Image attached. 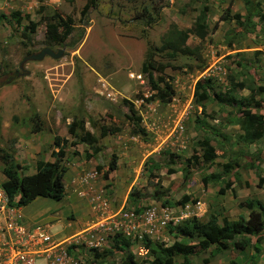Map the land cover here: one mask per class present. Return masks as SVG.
Returning <instances> with one entry per match:
<instances>
[{
	"label": "rangeland",
	"instance_id": "obj_1",
	"mask_svg": "<svg viewBox=\"0 0 264 264\" xmlns=\"http://www.w3.org/2000/svg\"><path fill=\"white\" fill-rule=\"evenodd\" d=\"M253 1L264 11V0ZM83 5V0H0V14L5 16L0 20V150L22 163L21 173L32 174L36 159L52 161L50 152L56 151L61 138L69 139L66 128L73 118L82 119L84 130L95 137L100 126L118 128L98 138L96 153L83 144L66 148L63 197L30 202L21 211L24 223H46L49 234L61 241L103 221L76 195L73 188L81 178L105 201L110 214L123 210L139 216L155 207L159 215L157 208L166 210L171 221L147 238L159 252L174 242H196L168 230L180 216H196L202 222L215 219L219 225L223 217L228 221L246 217L248 210L238 204L250 198L264 201V184L257 187V178L264 177V141L242 143L238 136L243 134L239 127L243 117L234 105L217 103L213 93L228 94L241 107L264 116L263 94L247 104L248 91L230 85L263 86L264 22L252 18L249 25L243 21V0H96V7L82 18ZM53 14L70 19L71 33L61 38L58 29L51 44L45 22ZM232 14L240 19H231ZM200 16L207 30L202 40L192 33ZM172 26L187 32L185 44L198 49L199 59L153 56V61L167 64L159 74L171 77L174 89L170 102L161 104L153 98L141 64L148 47H158ZM42 48L62 50V55L22 63ZM206 79L210 89L202 109L193 101V86ZM128 104L139 118L142 136L130 131ZM31 111L41 124L35 133L31 132L36 121ZM203 142L214 149L212 163L200 158ZM112 157L115 169L110 171ZM227 164L231 168L229 172L228 167L224 169L225 173ZM225 182L231 187L225 188ZM219 188L223 190L220 195ZM131 191L137 194L136 200L127 199ZM183 197L187 202L181 208L176 202ZM261 239L262 244L264 236ZM141 240L129 239L125 253L132 254L136 264H150L152 257L142 249ZM109 241L96 248L97 254L110 252L102 258H94L91 248L83 245L73 256L79 264H120L122 255ZM251 252L246 248L238 253L228 244L224 253L200 251L187 257V264H227L230 260L264 264V256L253 252L250 263ZM172 264H183L181 256L173 255Z\"/></svg>",
	"mask_w": 264,
	"mask_h": 264
},
{
	"label": "trees",
	"instance_id": "obj_2",
	"mask_svg": "<svg viewBox=\"0 0 264 264\" xmlns=\"http://www.w3.org/2000/svg\"><path fill=\"white\" fill-rule=\"evenodd\" d=\"M84 5L80 11L81 17L86 16L88 8H94L96 6V0H83ZM245 7V15L243 21L246 24L252 25V18H256L258 22H264V11L260 9V4L253 0H243ZM228 10H225L227 13ZM13 18H16V14H11ZM5 18L0 14V20ZM203 17L200 16L198 21L194 23L192 33L198 40H202L206 35V25L203 24ZM231 19L239 20L240 16L236 14L231 15ZM18 23V20L16 19ZM84 23V22H83ZM71 21L69 18L62 19L57 14L51 15L47 22H45L46 39L49 43L54 44L52 40L56 38V31L62 30L61 38H66L71 33ZM187 39V32L178 30L172 26L163 36L161 43L158 47H148L144 61L141 64V73L146 77L147 84L153 98L157 99L159 103L166 104L170 102L174 95V89L172 86L171 77L163 74H159L161 69L167 64L161 65L153 61V56L159 54L161 58L167 60H173L177 55L180 56H194L199 59L198 49L196 47L190 48L185 44ZM156 71V72H154ZM154 73L157 75L154 76ZM166 77V79H163ZM230 85L240 90L246 89L249 92L247 104L253 103V99L257 93L264 95V83L262 87H253L251 84L246 85L244 82L233 83ZM209 79L202 82H196L193 89V101L196 105L203 106L201 102L207 98L209 92ZM210 89V88H209ZM215 101L219 104L229 103L237 108L238 114L243 118H240L239 127L243 132L238 138L242 143L253 144L256 141H264V118L259 113L251 112L249 109L243 108L240 102L234 97L225 93H213ZM32 109V108H31ZM127 110L132 117H127L129 120L130 131L134 135H144L143 128L139 125V118L135 115V111L131 104H128ZM31 118H35L34 126L31 128V132H38L40 128V121L36 112L31 111ZM33 120V119H32ZM82 119H72L67 125L66 131L69 135V139L61 138L60 144L56 151L50 152L52 161H36L34 163V172L30 175L21 173L20 165L14 160L12 154L0 150V163L2 164L1 175L3 181L0 183V187L5 193L8 204L14 207H24L29 204L36 197H42L51 201H59L64 195V183L63 176L66 172L64 159L66 157V148L74 147L78 144H83L91 149L93 153L100 150L98 146V138L105 137L108 134H113L118 131L117 127L106 128V126H100L98 128V137L93 136L83 128ZM203 150L200 158L205 163H212L215 154L214 149L207 143L203 142ZM264 147V146H263ZM264 152V148H263ZM86 157H89L85 153ZM195 160V158H193ZM115 158L112 157L108 164V170L113 171L115 169ZM261 162V160H260ZM231 168V164L223 166V172L227 173ZM254 167V166H253ZM182 168L181 170H183ZM257 169V168H256ZM168 173H172L171 169L167 170ZM106 179V177H104ZM186 180V176H183ZM202 182L206 184L205 178ZM264 184V177L257 178V187L260 188ZM225 188L229 186L228 182L224 184ZM218 195L223 193L220 188L217 190ZM127 199H137V194L133 191L128 193ZM187 202V198L176 202L177 205H184ZM167 203V202H165ZM240 207L246 208L248 213L246 217L238 216L236 220L228 221L224 217L221 223H216L215 219L212 221L202 222L195 217L187 218L180 222L176 226L170 227L168 230L174 231L176 234L192 239L195 238L196 242L193 244H185L182 242H174L170 246L163 248L160 252L157 251V245L144 239L142 243V249L149 253L152 257L150 264H172V257L181 256L182 263L187 264V257L196 255L200 251L211 250L212 254L224 253L228 244L232 249L243 252L244 249L249 248L253 254L264 256V242L261 244V236L264 232V202H260L257 199L251 198V200H245L244 204H238ZM239 241L235 240V237H240ZM254 241L250 243L251 239ZM113 247L121 253L120 264H136L134 257L130 253H125L126 249L130 246L128 239L122 237L120 234H115L112 237ZM70 248H68L69 250ZM70 252V250L68 251ZM249 256V262L253 261V254ZM110 252H104L103 254H97L94 252V258H102L104 255ZM124 253V254H123ZM205 262V261H204ZM206 263V262H205ZM251 263V262H250ZM227 264H239L237 261L230 260Z\"/></svg>",
	"mask_w": 264,
	"mask_h": 264
},
{
	"label": "built area",
	"instance_id": "obj_3",
	"mask_svg": "<svg viewBox=\"0 0 264 264\" xmlns=\"http://www.w3.org/2000/svg\"><path fill=\"white\" fill-rule=\"evenodd\" d=\"M81 179L84 182L85 179ZM79 195L87 199L91 210L98 212L103 221L80 231L75 237L57 241L49 234L48 224L30 226L24 223L20 208L9 205L0 188V264H79V258L68 252L71 245L98 248L106 243V239L111 243L114 234L118 233L131 239L150 237L170 221L168 212L162 208H157L159 215L155 207L139 216L123 210L110 214L106 212L105 201L90 189ZM183 217H178L175 223Z\"/></svg>",
	"mask_w": 264,
	"mask_h": 264
},
{
	"label": "crops",
	"instance_id": "obj_4",
	"mask_svg": "<svg viewBox=\"0 0 264 264\" xmlns=\"http://www.w3.org/2000/svg\"><path fill=\"white\" fill-rule=\"evenodd\" d=\"M14 158V157H13ZM15 161H16V159H14ZM36 161H38L37 159L33 162V164H32V167L34 166V163L36 162ZM17 162V161H16ZM20 166L22 165V163H19V162H17ZM33 169H34V167H33ZM66 172H68V170L66 171ZM25 175H28V174H25ZM30 175V174H29ZM3 176H2V178L0 179V183L3 181ZM231 185L232 184H229V188L231 187ZM84 186V187H83ZM228 187H227V189H228ZM74 190H75V193H76V195L77 196H79V197H81L79 194H82L83 192H85L87 189H89V187H88V185H83V181H80V182H78V184L76 185V189L75 188H73ZM91 191V190H90ZM91 192H93V191H91ZM94 193V192H93ZM37 198H42V197H36L35 199H33L32 201L34 202L35 200H37ZM82 198H84L85 200H86V202H87V205H88V208H89V204H88V201H87V199L85 198V197H82ZM32 201H31V203H32ZM262 202H264V201H262ZM30 203V204H31ZM28 205V204H27ZM27 205L26 206H24V207H20V212L21 211H23V209H25L26 207H27ZM88 211H90V210H88ZM28 217V216H27ZM26 216H25V218H27ZM88 219H89V217H88ZM87 223V221H85L84 222V225ZM37 224H39V223H37ZM82 226V225H81ZM78 231H74V234L75 233H77Z\"/></svg>",
	"mask_w": 264,
	"mask_h": 264
},
{
	"label": "water",
	"instance_id": "obj_5",
	"mask_svg": "<svg viewBox=\"0 0 264 264\" xmlns=\"http://www.w3.org/2000/svg\"><path fill=\"white\" fill-rule=\"evenodd\" d=\"M61 55H62V50H58L57 52L54 53L47 48H43L37 54H31L28 57L24 58L22 63L25 61H38L41 60L44 56H49L52 59H57L61 57ZM21 64L19 65V68L21 67Z\"/></svg>",
	"mask_w": 264,
	"mask_h": 264
},
{
	"label": "clouds",
	"instance_id": "obj_6",
	"mask_svg": "<svg viewBox=\"0 0 264 264\" xmlns=\"http://www.w3.org/2000/svg\"><path fill=\"white\" fill-rule=\"evenodd\" d=\"M82 7H83V6H82ZM95 7H96V6H95ZM88 9H91V8H88ZM88 9H87V11H88ZM2 15H3V14H2ZM1 20H2V19H1ZM42 49H43V48H42ZM47 49H48V48H47ZM49 50H50V49H49ZM51 51H52V50H51ZM57 51H58V50H57ZM57 51H56V52H57ZM52 52H53V51H52ZM37 53H38V52H37ZM37 53H34V54H37ZM54 53H55V52H54ZM30 55H31V54H30ZM27 57H28V56H27ZM44 57H45V56H44ZM44 57H43V58H44ZM46 57H49V56H46ZM49 58H50V57H49ZM51 59H52V58H51ZM57 59H58V58H57ZM38 61H40V60H38ZM197 82H198V81H197ZM195 83H196V82H195ZM194 85H195V84H194ZM193 89H194V86H193ZM242 90H243V89H242ZM245 91H247V90H245ZM248 93H249V92H248ZM258 95H262V94H261V93H257L255 96H258ZM248 96H249V94H248ZM248 96H246L245 99H247ZM259 114H260V113H259ZM261 115H262V114H261ZM262 116H263V115H262ZM263 118H264V116H263ZM102 138H103V137H102ZM0 188H1V187H0ZM64 191H65V186H64ZM250 199H251V198H250ZM257 200H258V199H257ZM259 201H260V200H259ZM260 202H262V201H260ZM180 206H181V205H180ZM182 206L184 207V205H182ZM182 206H181V208H182ZM190 217H195V218L199 219V218L196 217V216H190ZM190 217H189V218H190ZM187 218H188V217H184V218H182V220H179V221L182 222V221L186 220ZM175 220H176V219H175ZM235 220H236V219H235ZM170 221H171V220H170ZM179 221H177L176 223L174 222V223H175L174 225L176 226L177 224H179V223H180ZM178 222H179V223H178ZM68 225H69V224H68ZM166 225H167V224H166ZM79 232H80V231H79ZM77 234H78V233H77ZM118 234H120V233H118ZM73 235L76 236V234H74V233L72 234V236H73ZM114 235H115V234H114ZM120 235H121V234H120ZM72 236H69L67 239L71 238ZM263 236H264V235H263ZM122 237H124V236H122ZM124 238H126V237H124ZM147 238H149V237H146V236H145V237H142V238H141V239H142L141 242H142L144 239H147ZM64 239H66V238H64ZM126 239L129 240V239H131V238H126ZM134 239H135V238H134ZM134 239H131V240H134ZM251 242H253V241H251ZM111 245H112V242H111ZM78 246H80V245H77V246H75V245H71V246H69V248H70V249H69V250H70L69 253H71V254L73 255V254H74V253H73V250H76ZM91 251L93 252V255H94V252H96L97 250H96V248H91ZM96 253H97V252H96Z\"/></svg>",
	"mask_w": 264,
	"mask_h": 264
}]
</instances>
